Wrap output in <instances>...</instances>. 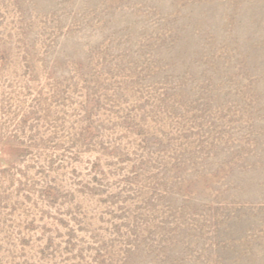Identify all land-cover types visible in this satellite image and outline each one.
I'll use <instances>...</instances> for the list:
<instances>
[{"label":"rangeland","instance_id":"obj_1","mask_svg":"<svg viewBox=\"0 0 264 264\" xmlns=\"http://www.w3.org/2000/svg\"><path fill=\"white\" fill-rule=\"evenodd\" d=\"M0 264H264V0H0Z\"/></svg>","mask_w":264,"mask_h":264}]
</instances>
